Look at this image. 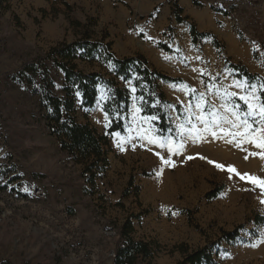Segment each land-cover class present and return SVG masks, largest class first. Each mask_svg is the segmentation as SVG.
I'll return each mask as SVG.
<instances>
[{
  "label": "rangeland",
  "instance_id": "374dc122",
  "mask_svg": "<svg viewBox=\"0 0 264 264\" xmlns=\"http://www.w3.org/2000/svg\"><path fill=\"white\" fill-rule=\"evenodd\" d=\"M109 1L6 0L0 4V264H115L117 250L126 243L121 230L127 221L132 225L129 237L151 249L150 257L138 256L135 264H178L184 259L181 245L189 253L212 247L213 264H264V195L255 185L215 166H231L264 179V148L239 137L229 143L231 137L222 133L216 138L202 133L203 138L194 139L187 131L177 134L168 129L162 135L154 124L157 117L142 115L147 101L130 94L128 111L114 116L124 123V133L110 136L108 166L91 185L83 165L60 151L55 137L49 135L37 89L10 80L29 63L45 65L55 94L61 95L63 74L45 58L50 49L84 38L110 43L112 55L117 45L141 49L144 32L136 27L133 6ZM197 2L200 8L209 4L214 12L227 15L253 55L245 65L222 45V59L244 64L264 80V0ZM74 64L85 74L98 73L120 84L111 62L98 53L92 60L77 59ZM227 64L214 79L206 80L211 92L204 113L233 119L222 105L229 109L239 105L243 119L247 106L239 96L252 94V85L260 97L264 86L238 78ZM237 83L241 87H235ZM96 89L92 108L82 107L81 95L74 93V117L106 134L110 117L104 106L112 89L102 83ZM225 90L237 96H225ZM194 101L190 94L188 106ZM158 104L157 100L151 106ZM163 106L166 122L165 110L170 109L172 119L185 129L192 124L203 128L196 115L188 118L189 107ZM147 136L171 139L174 146L184 147L170 154L149 144L143 138ZM157 153L171 164H164ZM214 190L216 196L208 197ZM255 217L263 219L262 224L256 225ZM235 230L239 233L235 240L223 239V232Z\"/></svg>",
  "mask_w": 264,
  "mask_h": 264
},
{
  "label": "trees",
  "instance_id": "16d2710c",
  "mask_svg": "<svg viewBox=\"0 0 264 264\" xmlns=\"http://www.w3.org/2000/svg\"><path fill=\"white\" fill-rule=\"evenodd\" d=\"M5 1L0 0V4ZM193 4L200 6L194 0ZM177 21L182 22V19L177 17ZM190 32L193 43H196L198 38L209 36L199 34L194 26H191ZM213 43L216 48H222L215 39ZM162 48L167 49L165 46ZM97 53L104 58L105 62H111L114 67V75L122 78L124 82L131 79L133 75L137 77L135 79L136 96L147 101L141 107L142 115L156 116L155 126L162 135L166 134L169 126L161 107L165 99L163 93L159 91L157 81L176 83L180 79H173L156 70H151L140 54L116 59L110 53V43L94 42L88 38L71 44L57 45L50 49L45 58L50 60L53 66L61 70L63 74L61 95L55 94V83L45 65L32 62L25 65L18 73L10 76V80L16 84H24L37 89L39 107L44 113V121L49 135L55 137L60 151L71 157L73 162L83 165L82 172L87 176L86 180L91 185L94 184L96 175L104 172L108 166L106 148L109 145L110 136L113 133H124V123L120 118L114 117L115 113H126L129 105V92L125 88L119 87L114 80H104L98 73L85 74L78 70L74 64L77 59L92 60ZM225 63L227 64L228 61ZM227 66L236 73L238 78H244L249 84L259 82L264 86V80L249 72L245 66L241 64H227ZM101 83L112 89L110 98L104 106V111L110 117V125L106 134H98L88 123L80 124L74 117V93L78 92L81 95L82 107L92 108L97 97L96 87ZM259 96L264 99V91H260ZM157 100L159 104L152 107L151 104ZM207 196L215 197L216 191L210 192ZM262 222L263 219L255 217L256 225H260ZM123 229L128 230L127 233ZM123 229L121 231L126 237V243L117 250L115 264H135L138 256L150 257L151 249L147 243L134 242L129 237V232L132 230L130 221L125 223ZM238 236V230L222 233V237L226 241H233ZM211 248L206 246L189 253L181 245L178 249L184 255V259L178 264H213Z\"/></svg>",
  "mask_w": 264,
  "mask_h": 264
},
{
  "label": "crops",
  "instance_id": "0c3cea01",
  "mask_svg": "<svg viewBox=\"0 0 264 264\" xmlns=\"http://www.w3.org/2000/svg\"><path fill=\"white\" fill-rule=\"evenodd\" d=\"M119 1L128 2V6H133L138 19L136 27L144 32V44L141 49L133 51L124 45H117L118 51L113 50V56L122 59L140 54L151 70L173 79H180L176 83L157 81V86L164 95L163 107H190V94L194 95L191 114L189 108L186 111L190 114L189 119L192 114L196 115L200 111L195 107L200 95L203 94L204 99L209 98L211 91L206 80L214 79L225 63L219 48L213 43L214 39L222 48V45L225 46L229 55L234 54L237 60L245 65L253 60L249 45L239 39L227 15L214 12L209 4L200 8L193 4V0H115L114 3L118 5ZM177 17L182 19V22H178ZM184 21L186 23H183ZM191 26H194L199 34L209 36L198 38L197 42L193 43ZM135 79V75L125 82L121 78L119 87L127 89L129 95H135ZM165 112L169 129L178 134L179 121L172 119L170 109Z\"/></svg>",
  "mask_w": 264,
  "mask_h": 264
},
{
  "label": "snow or ice",
  "instance_id": "6c2138e0",
  "mask_svg": "<svg viewBox=\"0 0 264 264\" xmlns=\"http://www.w3.org/2000/svg\"><path fill=\"white\" fill-rule=\"evenodd\" d=\"M235 87H241L239 83ZM252 88V94L250 95H241L239 99L244 102L247 106V111L244 112V118L241 119V115L238 111L239 105H234L232 109L227 108L226 105H222L225 108L226 112H230L233 119H228L227 116H219L215 112H210L207 115H211L212 119L209 120L207 115L204 113L205 99L204 95L201 94L197 100L195 107L199 109V113L196 114V120L203 125V129H200L196 124H192L191 128L185 129L183 125L180 126V132L183 134L185 131L189 133L194 139L203 138L202 133H209L213 138H216L218 134L222 133L225 137H231V140L228 142L231 143L237 137L240 138L242 142H252L258 148H264V99L255 95V86L250 85ZM194 91V90H193ZM225 96L236 97V92H228L225 90ZM189 112L191 114V106L189 107ZM147 119L155 120L156 117H150ZM191 123V120L188 121ZM225 125H230L231 131L229 128H226ZM254 125H259V127H254ZM119 136V133L116 134ZM148 140L149 144H155L159 148H166L168 153L175 154L180 149H183L184 145H173L171 139H165L160 136H147L143 137ZM160 156L159 153H157ZM253 155H256L253 153ZM204 159V157H200ZM261 158L264 159V153L261 154ZM162 162L166 165L171 164L169 159H165L164 156H160ZM191 159V157H189ZM247 159V157H245ZM210 164L214 163L213 161H208ZM215 166L221 170H227L229 173L239 176L241 180H245L248 183L255 185L256 188L261 190V195H264V179H260L248 174H241L237 172L234 167L229 166L225 169V166L220 164H215ZM231 179V175L229 176ZM261 203H264V199L261 200ZM264 243V241H262ZM256 245H253L255 247Z\"/></svg>",
  "mask_w": 264,
  "mask_h": 264
}]
</instances>
